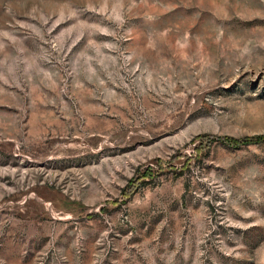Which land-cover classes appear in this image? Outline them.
Returning a JSON list of instances; mask_svg holds the SVG:
<instances>
[{
    "label": "rangeland",
    "instance_id": "obj_1",
    "mask_svg": "<svg viewBox=\"0 0 264 264\" xmlns=\"http://www.w3.org/2000/svg\"><path fill=\"white\" fill-rule=\"evenodd\" d=\"M0 264H264V0H0Z\"/></svg>",
    "mask_w": 264,
    "mask_h": 264
}]
</instances>
